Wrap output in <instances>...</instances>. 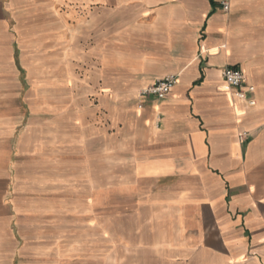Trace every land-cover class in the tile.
Listing matches in <instances>:
<instances>
[{"label":"crops","instance_id":"obj_1","mask_svg":"<svg viewBox=\"0 0 264 264\" xmlns=\"http://www.w3.org/2000/svg\"><path fill=\"white\" fill-rule=\"evenodd\" d=\"M67 1L79 38L94 39L89 85L126 92L64 109L55 125L36 98L6 91L24 69L17 44L0 41V264H72L84 250L92 158L100 166L109 130L134 193L169 213L179 252L264 264V0ZM227 66L243 70L254 104L234 95ZM173 74L166 97L142 95Z\"/></svg>","mask_w":264,"mask_h":264},{"label":"rangeland","instance_id":"obj_2","mask_svg":"<svg viewBox=\"0 0 264 264\" xmlns=\"http://www.w3.org/2000/svg\"><path fill=\"white\" fill-rule=\"evenodd\" d=\"M71 7L67 0H0V41L5 40L7 52L13 54L14 43L17 44L24 69L20 86L7 84L6 91H20L24 96L36 98L33 103L51 110L49 114H41L42 119L55 125L61 124L64 109L77 107L84 100L94 106L101 94L110 97L117 93L114 98L120 104L126 92L122 89L115 93L89 85L91 75L97 71L95 59L88 53L94 39L79 38L78 20L67 21ZM93 7L86 10L84 17L90 16ZM27 109L23 102L22 115ZM111 135H114L111 130L103 133L100 166L94 165L92 158V179L87 184L91 194L86 204L91 207L85 218L86 247L71 256L69 263L230 264L212 263L205 256L179 252L169 225V213L153 203L151 196L134 193L136 184L129 174L131 166L120 157L114 159Z\"/></svg>","mask_w":264,"mask_h":264},{"label":"built area","instance_id":"obj_3","mask_svg":"<svg viewBox=\"0 0 264 264\" xmlns=\"http://www.w3.org/2000/svg\"><path fill=\"white\" fill-rule=\"evenodd\" d=\"M228 8L229 4L224 2V9ZM222 74L225 81L235 89V96L246 99L251 105L255 103L252 97H248V94H252L255 88L253 85L246 84V76L242 69L234 66H227L222 70ZM177 82V75H167L157 80L153 85L142 90L141 93L142 95H149L162 99L166 97ZM241 137H244V134H241Z\"/></svg>","mask_w":264,"mask_h":264}]
</instances>
